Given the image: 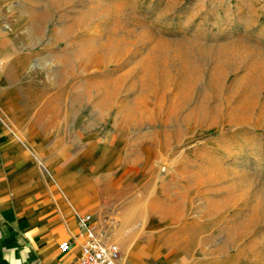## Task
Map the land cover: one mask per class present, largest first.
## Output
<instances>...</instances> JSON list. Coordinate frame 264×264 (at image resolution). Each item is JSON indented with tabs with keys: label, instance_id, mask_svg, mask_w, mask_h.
Here are the masks:
<instances>
[{
	"label": "rangeland",
	"instance_id": "obj_1",
	"mask_svg": "<svg viewBox=\"0 0 264 264\" xmlns=\"http://www.w3.org/2000/svg\"><path fill=\"white\" fill-rule=\"evenodd\" d=\"M0 23L40 111L73 144L95 133L110 147L93 152L104 169L118 159L89 179L104 240L131 230L145 264H264V0H0ZM112 42L123 56L97 64L84 52ZM161 47L171 77L148 91L142 58ZM192 61L196 81L178 90Z\"/></svg>",
	"mask_w": 264,
	"mask_h": 264
},
{
	"label": "crops",
	"instance_id": "obj_2",
	"mask_svg": "<svg viewBox=\"0 0 264 264\" xmlns=\"http://www.w3.org/2000/svg\"><path fill=\"white\" fill-rule=\"evenodd\" d=\"M23 56L0 23V264H72L81 252L79 215L101 209L91 180L113 172L118 159L104 169L103 154L93 152L110 147H102L95 133L78 134L73 144L57 119L40 111ZM76 147L82 156L72 155ZM94 163L99 167L89 169ZM116 237L122 264H145L144 249L131 246V230L121 228ZM65 239L71 245L62 252Z\"/></svg>",
	"mask_w": 264,
	"mask_h": 264
},
{
	"label": "bare ground",
	"instance_id": "obj_3",
	"mask_svg": "<svg viewBox=\"0 0 264 264\" xmlns=\"http://www.w3.org/2000/svg\"><path fill=\"white\" fill-rule=\"evenodd\" d=\"M114 31V30H113ZM112 33L110 32V35H111ZM116 34V33H115ZM128 34V33H127ZM114 35V34H113ZM104 36V35H103ZM164 41V40H163ZM162 41V42H163ZM161 42V41H160ZM105 43V42H104ZM146 43V42H145ZM147 44H149V43H147ZM120 43H115L114 44V42H112V43H108V44H102L99 48H93V50L92 51H85L84 50V52H88V53H90V54H92V58H91V60H93L92 62H94V63H97V64H99V63H102L103 61H105V60H112L113 58H116V57H118V56H123L124 54L121 52V47H120ZM158 45V44H157ZM178 45H179V43H178ZM180 45H182V44H180ZM159 46V45H158ZM161 46V45H160ZM175 46H177V45H175ZM185 46V48L186 49H184L185 50V52L184 53H189V54H187L186 53V55H189V57L191 58V60L193 59V61L195 60V57H196V54H197V52H198V50H196L195 49V47H194V45H193V43H191V42H189V44H185L184 45ZM90 47H92V46H90ZM155 47H157L156 45H155ZM173 47V46H172ZM171 47V48H172ZM164 47H161V48H155V49H149L150 51L147 53V55H145V56H143V58H142V71L141 72H143V73H141V81H142V84L143 85H145V86H147L148 85V91H149V88H151V89H156L157 88V85L158 84H160V86H162L163 85V83H165V81H167V79L169 80V77H171L170 75L171 74H169V72H167V73H165V72H163V66H162V59H164V58H167V56H169L170 54L168 53V51H166V49H163ZM223 48H225V47H223ZM90 49V48H89ZM145 48L143 47V50H144ZM174 49H176V48H174ZM179 49V48H178ZM169 50V49H168ZM171 50V49H170ZM173 50V49H172ZM177 50V49H176ZM141 51H142V49H141ZM181 51H183V50H181ZM181 51H180V55H181ZM138 52V51H137ZM173 52V51H172ZM179 52V51H178ZM220 52V56H221V63H223L224 65H226V60H225V57L227 56L226 55V49H223V50H220L219 51ZM171 53V52H170ZM174 53H176V51L174 52ZM184 53H182V55L184 54ZM179 54V53H178ZM173 55V54H172ZM229 55V54H228ZM151 56V57H150ZM177 57V56H176ZM184 57V56H183ZM182 57V58H183ZM150 58H154L155 59V61L153 62V61H151L150 60ZM180 58V57H179ZM181 58V59H182ZM184 59V58H183ZM227 60H228V58H226ZM172 60V59H171ZM187 60V59H186ZM220 60V59H219ZM179 61H182V62H185V59H184V61L183 60H180L179 59ZM193 61H192V63L190 64L191 66H192V68H191V66H190V68H189V70H187V72H185V73H179V75L176 77L175 75H173L174 77H176L175 79H174V81H175V84H176V88H178V90L180 89V88H182V86H186V85H188L189 83H192V81H194L195 79H196V71H195V69H193ZM170 62V61H169ZM177 62H178V60H177ZM176 62V63H177ZM181 62V65L183 64ZM229 62V61H228ZM172 63V62H171ZM175 63V64H176ZM180 63V62H179ZM188 63H189V61H188ZM187 63V64H188ZM174 64V63H173ZM174 64V65H175ZM145 65L147 66V67H145ZM181 65H178V66H181ZM176 66V65H175ZM174 66V67H175ZM223 66V65H222ZM182 67H184V64L182 65ZM181 67V68H182ZM170 68V67H169ZM187 68V67H186ZM171 70H172V67H171ZM171 70H170V72H171ZM180 69H177V71H179ZM173 71V70H172ZM182 71V70H181ZM178 73V72H177ZM165 75H168L169 77L166 79V78H164L165 77ZM257 80L261 83V85L263 86L264 85V72L262 73H259L258 75H257ZM173 81V80H172ZM196 81V80H195ZM110 82V81H109ZM109 82H107V83H109ZM168 84V83H167ZM194 84V83H193ZM142 85V86H143ZM159 86V85H158ZM246 86H248V85H246ZM160 88V87H159ZM150 89V90H151ZM153 89V90H154ZM152 91V90H151ZM264 93V92H263ZM152 95V94H151ZM155 95V94H154ZM158 95V94H157ZM170 95V94H169ZM152 97V96H151ZM260 97V96H259ZM155 98V97H154ZM153 99V98H152ZM257 99V98H256ZM256 99H254V100H256ZM145 100H146V96H145V94L144 93H141L140 95H139V97L137 98V102L142 106L143 104H144V102H145ZM251 100V99H250ZM257 101V100H256ZM156 102V101H155ZM155 104V103H154ZM256 107V106H255Z\"/></svg>",
	"mask_w": 264,
	"mask_h": 264
},
{
	"label": "built area",
	"instance_id": "obj_4",
	"mask_svg": "<svg viewBox=\"0 0 264 264\" xmlns=\"http://www.w3.org/2000/svg\"><path fill=\"white\" fill-rule=\"evenodd\" d=\"M80 233L76 241H81V252L72 264H122L123 255L117 242L106 241L97 232L93 214L79 215ZM70 240L65 239L59 243L62 252L69 250ZM62 264V263H46Z\"/></svg>",
	"mask_w": 264,
	"mask_h": 264
}]
</instances>
